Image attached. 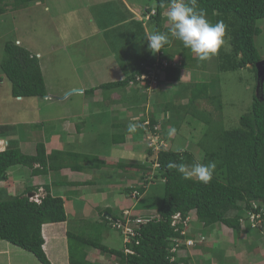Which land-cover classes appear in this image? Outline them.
Returning a JSON list of instances; mask_svg holds the SVG:
<instances>
[{
    "label": "rangeland",
    "instance_id": "374dc122",
    "mask_svg": "<svg viewBox=\"0 0 264 264\" xmlns=\"http://www.w3.org/2000/svg\"><path fill=\"white\" fill-rule=\"evenodd\" d=\"M128 2L138 6L135 13L137 16L130 21L126 20L130 17L125 7V3ZM125 3L122 0H40L21 9H14L9 5L6 12L0 15V127L5 123L11 124L17 140L20 138L19 141L25 142L26 151L35 153L38 142L47 143L51 135L60 132L64 133L62 138L67 144L66 148L77 152L82 147V141L76 144L78 134L69 135V132L81 129V133L86 135L84 138L86 148L90 151L94 148L93 153L110 156L111 160L116 157L125 163H142L141 161H144L148 154L147 149L158 151V148L152 144V140L157 142V136L158 142H163L161 147L193 151L195 159L200 161L204 152L200 142L205 139V132L238 127L241 116L251 110L258 83L255 71L249 67L222 71L218 68L217 58L214 56L209 59L207 70L189 68V77L209 83L210 94L216 96L212 100L197 99L194 104L197 115L193 114L194 108L190 114L184 116L187 113V103L184 100L178 105L171 104L177 116L172 111L164 114V111L160 110L165 108L163 102L165 99L171 101L177 100L179 96L182 97L183 94L179 95L180 85L176 82L162 91L165 97H161L156 86L151 84L145 91L143 90L144 94L140 96V100L133 94L134 92L120 91L124 96L122 101H119L121 98L119 91L112 96L115 101L98 100L94 92L86 93L85 90L101 84V79L113 81L117 67L122 76L137 72L147 55L151 54L145 36L148 33H155L156 23L147 19L145 14L144 21L137 17L140 16L139 10L141 14L144 13L146 5L151 7L156 4V0H125ZM134 8L136 9V6ZM167 14L168 11L166 16ZM166 24H169V21H166ZM258 25L262 32L256 37V45L264 58V18L258 20ZM225 39L227 44L223 48L229 50L231 45L227 37ZM9 41H16L27 47L34 55L41 54L42 57L39 55L38 57L46 79L47 96H51L50 98L30 96L19 100L13 94L12 83L1 67L5 57V45ZM143 85V82H139L140 87ZM183 86L185 85L181 87ZM98 92L102 94L103 91L98 90ZM129 112L131 114L128 117ZM153 113L159 118L158 132H147L137 143L131 144L133 140H129L130 143L122 144L125 150L129 147L131 151L137 153L127 156L122 146L114 145L113 141H118L120 134L123 133L122 130L127 128L125 126L127 121L138 127L141 116L145 115L149 118ZM177 120H181L178 126L173 124ZM1 137L3 136L0 135ZM85 157L84 155L77 158L67 157L71 164H82L84 168L80 171L86 173L79 176L70 175L74 185L60 189L61 192L67 190L66 195L70 197L66 200L69 214L67 227L81 235L101 239L109 247L123 249L124 234L121 229L114 226L116 220H120L123 214L126 216L139 214L145 217L155 215L161 204L163 184L150 177L148 183L143 184L146 192L137 198L132 197L127 191V185L134 183L138 186V183L143 181L137 166L124 168L122 165L107 163L102 167V169L106 167L104 169L106 171L101 173L100 169H97L93 173L89 170V166L94 162ZM61 161L62 158L55 162L59 164ZM15 167L22 170L14 176L19 179L17 180L19 186V182L24 181L26 185L27 182L34 180L35 176L32 177L30 166ZM155 168L158 170V166ZM61 169L69 168L64 165ZM60 172L59 169L49 170L46 177L53 175L65 186L70 185L68 178L62 176ZM81 178L96 179L97 181L94 180L96 185L78 184ZM131 178L134 179L130 181ZM4 182L1 186L6 185ZM60 187L58 185L57 189ZM25 188L26 186L21 188L22 191ZM36 191H39L38 194L41 196L46 194V189L40 185ZM74 191L80 194V199L73 200ZM33 194L37 196V193ZM73 201L76 203L75 207ZM138 202L140 206L135 208L136 205L133 204ZM109 207L117 217L111 218L112 221L103 217L109 213H102V210ZM125 207L132 209L125 212L127 210ZM85 208L86 211H83ZM88 221L97 222L98 227L95 229V226H88ZM243 224L244 227L239 235L227 228L218 231L216 235L221 238L214 249H220V255L218 253V256L213 257V253L208 252L204 253L203 259L206 261L211 259V264H264V238H258L255 229L249 235L246 231L248 224ZM86 226L91 229L85 228ZM54 227L57 228L58 225ZM251 242L255 247L250 248ZM91 250L93 256L88 258L100 264L114 262L110 255L99 252L94 247ZM179 252H181L180 255L178 253L179 256L189 255L192 260L196 262L199 260L196 264H210L197 257L193 250L187 253L184 250ZM34 260L35 264H41L36 256ZM61 261L59 260L58 263L67 264Z\"/></svg>",
    "mask_w": 264,
    "mask_h": 264
},
{
    "label": "trees",
    "instance_id": "16d2710c",
    "mask_svg": "<svg viewBox=\"0 0 264 264\" xmlns=\"http://www.w3.org/2000/svg\"><path fill=\"white\" fill-rule=\"evenodd\" d=\"M37 1L40 0H0V15L6 12L9 5L14 9H21ZM155 5V8L151 6L146 9L145 16L150 15L149 20L156 23L155 32L166 34L169 42L155 55L151 52L137 72L126 75L120 80L104 82L100 86L85 91L93 93L101 89L106 95L114 91L134 92L133 94L139 99L144 94L143 90L149 87L150 82L149 78L142 79L140 76L149 72L148 67H155L154 63L158 62L159 88L161 87L163 91L164 84L167 82H178L181 89L179 95L183 94L178 98L187 103V113L184 116L190 114L194 108L193 114L197 115L195 101L199 98L212 100L216 96L210 94L209 83L190 78L188 72L189 68L207 70L209 60L199 61L196 54L185 48L181 41L171 35L172 25L165 14V10L168 12L170 10V0H156ZM196 6L206 10L207 19L211 23L223 21L227 26L225 38L227 37L231 49L225 50L222 47L219 54L214 56L217 58L218 68L228 71L249 67L258 76L256 63L263 59V56L256 45V37L262 32L258 20L264 18V0H196ZM153 10H155L154 14L151 13ZM166 21H169V24L165 25ZM179 61L181 64H177ZM1 67L12 83V92L16 97L48 95L40 58L27 47L16 41L7 42ZM201 77L199 78L202 79ZM139 82L144 83L143 87L139 86ZM182 85L185 86L181 87ZM163 102L166 109L160 110H163L164 114L172 111L176 115L174 107L169 104L170 101L165 99ZM147 120L148 123L145 124ZM180 121L177 120L173 124L178 126ZM158 123L159 118L156 114L149 115V118L144 115L139 119V126H133V129L136 130L135 134L141 130L144 131L142 133L149 131L156 133ZM12 131H14L12 125H1L0 135L3 137L0 139L7 137ZM126 133H122L119 140L124 141ZM200 145L204 150L200 161L195 159L193 151L162 147L158 151L152 148L147 149L148 154L144 161H141L142 163L134 165L122 163L124 168L137 166L138 170L140 169L143 181L139 182L135 189L139 191V195L146 192L145 185L150 177L161 181L164 191L162 190L160 206L155 215L136 227L137 234L131 242L124 240L123 249L109 247L101 239L81 235L69 228L67 230L69 263L100 264L88 258L92 255L91 248L94 247L99 252L110 255L114 260L112 264H181L182 262L190 264L191 259L188 256H179L176 260H171L172 256H177L179 250L186 248L185 242L182 241L186 237H193L198 244L200 237L204 236L205 239L201 242L198 252L213 253V257L218 256V253L220 255L221 252L220 249H214L216 243L209 240L208 236L213 230L222 231L227 228L239 235L244 227L243 223H246L248 230L255 229L260 238L264 237V207L262 206L264 205V97L254 96L251 110L240 118V126L205 132V139L200 142ZM79 155L76 152L61 149L48 154L44 141L37 143L35 153L23 152L12 141L8 142L5 149L0 150V239L33 253L41 264H53L43 247L45 243L43 226L46 223L68 220L65 198L54 195L48 184L45 187L46 194L39 201L29 196L30 192L37 190L35 186H28L23 195H10L6 187L1 185L8 178L9 171L19 165L30 166L34 176L46 173L50 169L60 170L64 165L78 171L83 170L82 164L74 165L67 160V157L77 158ZM92 157L93 165L101 168V163L104 161L98 157ZM61 158L62 161L56 164L55 161ZM170 162L187 166L197 162L204 164L215 162L216 169L211 182L204 184L196 179H184L175 168L168 167ZM156 164H158V170L155 168ZM94 180L96 179L78 181V184L95 185ZM254 203H257L259 207L255 208ZM250 211L262 214L261 221L256 227L250 220ZM105 212L110 215L109 217L103 215L104 219L112 221L111 218H117L111 212V207L102 210V213ZM178 214L181 215L182 222L174 225L175 216ZM133 217L137 216L133 215ZM188 217L190 218L185 224L184 220ZM88 223V226H95V229L98 227L97 222L88 221ZM196 224H202L200 234L195 233ZM88 226L85 228L89 229ZM184 229L187 230L186 234L183 233ZM203 233H206V236ZM174 238L182 239L176 252L171 251L175 243ZM249 245L250 248L255 247L252 242ZM125 248L133 252H126ZM256 248L258 249L257 245ZM206 262L210 263L211 259Z\"/></svg>",
    "mask_w": 264,
    "mask_h": 264
},
{
    "label": "crops",
    "instance_id": "0c3cea01",
    "mask_svg": "<svg viewBox=\"0 0 264 264\" xmlns=\"http://www.w3.org/2000/svg\"><path fill=\"white\" fill-rule=\"evenodd\" d=\"M123 1V3H125V0H122ZM136 6V9L134 8ZM150 5H146V9L149 7ZM154 7L153 8H155L156 7V5H153ZM125 7H126V11H127V13L130 15V17L128 18V19H126V20H132V18L133 17H135V16H137L135 13L137 12L136 10L138 9V6L136 5V4H130L129 2H128V4H126L125 3ZM128 9H129V11H128ZM144 11V13H140L141 11L139 10L138 12H139V17H137V19H141L142 21H144L143 20V16H144V14H145V10H143ZM121 17L123 18V15H121ZM119 17H117V19H118ZM146 18L148 19V15L146 16ZM125 20V21H126ZM147 31H149L148 29H146ZM38 55L40 56V57H42L41 56V54L40 53H38ZM147 56H150V54L149 55H147ZM144 63V62H143ZM42 66V65H41ZM115 76H114V78L112 79L113 81L115 80V79H123L124 77H126V76H122L121 75V71L119 70V68L117 67V70L115 71ZM102 81H100L101 82V84L102 83H104V82H109V81H105V79H101ZM176 83H178V82H176ZM171 84H173V82H167L166 83V86L164 87V89L163 90H166L167 88H168V86H171ZM97 86H100V84L99 85H96L95 87H97ZM156 88H157V90L158 89H160L159 88V86H156ZM98 90H101V89H97L95 92H94V94H96L95 96H96V98L98 99V100H102V99H105V100H109V101H115V99H113V94L114 93H116L117 91H114L113 93H111V94H108V95H106V94H104L103 92H102V94H103V98H102V94H100L99 92H98ZM168 90H170V89H168ZM82 91H84V90H81V92ZM160 94H161V97H164L165 95H164V93L162 92V90L160 89L159 91H158ZM119 94H121V98L119 99V101H122V100H124L123 99V95H122V93H120V91H119ZM47 98H50L51 96H46ZM160 97V98H161ZM18 99L19 100H22V97H18ZM177 100H171L170 101V103L169 104H172V105H178V103L180 104L181 102V100L182 99H179V98H176ZM145 100H148V98H145ZM144 100V101H145ZM132 108V107H131ZM130 108V109H131ZM135 111H136V109H134ZM127 111V110H126ZM126 111H124V112H126ZM130 112L128 113V117L130 116ZM5 124H8V123H5ZM159 124V123H158ZM9 125H11V124H9ZM125 126H128L127 128H125V129H123L122 130V132L123 133H125V132H127L126 133V135H125V138H124V141H122V140H114L113 142H114V145H117V146H122V144H126V143H130V142H128L129 140H133L132 142H131V144H133V142H138V141H141V139L143 138V136H144V134H146L147 132H145V133H142V132H144V131H138L139 133L138 134H135V132H136V130H134L133 129V125H131V124H129V122L127 121V123H125ZM76 128V127H75ZM128 128H129V130H128ZM74 133H76V134H78V136L76 137L77 138V143L76 144H80V142H81V145H82V147H81V149H79L77 152L76 151H74V150H70V148H66V146H67V144H66V142H64L63 141V138H62V135L64 134V133H60V132H58V133H54L53 134V136L51 135L50 136V139H49V141L46 143V147H47V153L48 154H50L51 153V151L52 150H68V151H72V152H76V153H78V154H80V155H84V156H86L85 158H91V160H92V163L94 162L93 161V157L92 156H95V157H98V158H100V160H102V161H104V163H101V168H98V167H96V166H94L93 164H92V166H89V170H91V172H95L97 169H100V171H101V173H102V171L104 172V171H106V170H104L106 167H104L103 169H102V167L105 165L106 166V164L107 163H110V164H112V165H121L122 163H125V162H123L122 160H120L119 158H113L114 160H111V159H109V158H111L110 156H106V155H98V154H95V153H93L92 151H94V148H92V151H90L88 148H86V144H85V142H84V138H85V134H82L81 133V129L80 130H71L70 132H69V135L70 134H74ZM122 134V133H121ZM120 134V135H121ZM16 133L14 132V131H12L10 134H8V136L7 137H5V138H3V139H6L8 142L9 141H12L14 144H16L17 146H19L21 149H22V151L23 152H25V153H30L29 151H26V149L24 148V145H25V142L24 141H19V139L20 138H18V140H17V138H16ZM72 136V135H71ZM163 138L166 140V137H164L163 136ZM50 142V143H49ZM50 144H51V147H50ZM69 144H70V142H69ZM123 147V146H122ZM71 149H73V148H71ZM99 151H100V149H98ZM123 150H124V152L125 153H127V156H129V155H131V154H133V153H137V151H131L130 149H129V147L128 148H126V150H125V148L123 147ZM79 155V156H80ZM90 156V157H89ZM147 156V155H146ZM146 156H145V158H146ZM116 159V160H115ZM118 159V160H117ZM126 164H130L131 165V163H126ZM133 164H137L136 162L135 163H133ZM88 166V165H87ZM69 169H66V170H62V169H60V173H61V175L62 176H64V177H67L68 178V180H69V184L70 185H64L63 183L61 184V183H59L60 182V180L59 179H56V178H54L53 177V175H51V176H48V178L46 177L47 176V172L46 173H41V174H38L37 176H35L34 177V180L33 181H29V182H27V184L26 185H24V181H22V182H19L20 183V186L18 185V181L17 180H19V179H17V178H15L14 176H17L19 173H21V168H17V167H14L12 170H10L9 171V175H8V178L5 180V182H4V184H6V185H8V186H4V187H6V189H7V192L10 194V195H18V194H21V195H23V194H25L26 192H25V190L27 189V187L28 186H35V187H37V189H38V187H39V185H40V187H44V189H46L45 187H46V185L48 184V185H50V188H51V186H52V188H51V192L54 194V195H61L62 197H64L65 198V201L68 199V198H70V197H68L66 194H67V190H64L63 192H61V188L62 187H69V186H71L72 184H73V182L71 181V180H73L72 178H70V175L71 176H79V175H83L85 172H83V171H78V170H76V169H73V168H70V166L68 167ZM50 170H52V169H50ZM88 170V171H89ZM86 174V173H85ZM49 175V174H48ZM102 176L104 175V173L103 174H101ZM34 175H32V177H33ZM32 177H31V179H32ZM50 177V178H49ZM81 177H84V176H81ZM48 179V180H47ZM93 179V178H92ZM134 178H131L130 179V181H132ZM83 180H90V179H86V178H81L80 179V181H83ZM99 180H103V179H99ZM71 182V183H70ZM37 183V185H34V184H36ZM58 185H60L61 187L59 188V189H57V187H58ZM74 185V184H73ZM81 185H90V184H81ZM96 185V184H95ZM24 186H26V188L22 191V189L21 188H24ZM91 186H94V185H91ZM21 187V188H20ZM127 189H130V188H132L130 191H128V192H130L129 194L130 195H132V191L133 190H135L136 189V186H135V184L134 183H129L128 185H127V187H126ZM57 189V190H56ZM17 192H16V191ZM56 191H58L57 193H56ZM35 192V191H34ZM73 193V192H72ZM141 195H143V193L141 194ZM74 196V197H73ZM73 200H77V199H80V194L79 193H76L75 191H74V193H73ZM133 197V196H132ZM139 203L140 202H138L137 204H133V206L134 205H136L135 206V208H138L140 205H139ZM65 204H66V202H65ZM76 206V203L73 201V207H75ZM87 206H88V204H87ZM84 207V206H83ZM125 208H127V207H125ZM66 209H67V207H66ZM83 210V209H82ZM82 210H81V212H82ZM83 211H86V208H85V210H83ZM67 212H68V209H67ZM69 215V214H68ZM68 218H69V216H68ZM67 223H68V220L67 221H64V222H59V223H47V224H45L44 226H43V235H44V239H45V243H44V249H45V251H46V253H47V255H48V257L50 258V260L52 261V260H54L55 261V263H54V261H52V263L53 264H56V262H57V264H59L58 263V261L60 260H62L61 262H64V263H66L67 262V264H70L69 263V251H68V242H67V230L69 229V226L67 227ZM58 225V227L56 228V227H54V226H57ZM202 224H196V226H201ZM244 225V224H243ZM47 226H50L49 228H45V227H47ZM46 229V230H45ZM201 227H196V230H195V233H197V234H200L201 232ZM214 231V232H213ZM212 232L213 233H211L208 237H210V241L211 242H214V243H217L219 240H220V238L221 237H219L218 235H216V233L218 232V231H216V230H213ZM248 233H249V235L250 234H252V232H253V230L252 229H247L246 230ZM205 236H206V233H203ZM214 235V236H213ZM216 235V236H215ZM258 238H260L259 236H257ZM261 238H264L263 236L261 237ZM47 242H48V244H47ZM202 245V243H198L196 246H187L186 245V248L184 249V252H189V251H195L196 252V254H197V257H201L200 259H202L203 260V258H205V257H203L204 256V254H200L199 252H198V250L200 249L199 247ZM52 255V256H51ZM186 256H188V257H190L189 255H186ZM185 256V257H186ZM34 257V258H33ZM35 256H34V254H32L31 252H28L27 250H24V249H22L21 247H18V246H16V245H14L13 243H11V242H9V241H7V240H4V239H0V264H35ZM190 259H191V257H190ZM197 260V259H196ZM199 261V260H198ZM196 262L195 260H192L191 259V261H190V264H196V263H199V262Z\"/></svg>",
    "mask_w": 264,
    "mask_h": 264
},
{
    "label": "clouds",
    "instance_id": "9594fccd",
    "mask_svg": "<svg viewBox=\"0 0 264 264\" xmlns=\"http://www.w3.org/2000/svg\"><path fill=\"white\" fill-rule=\"evenodd\" d=\"M170 2H171V7L167 15L172 25L171 35L177 40L181 41L185 48L190 49L192 53L196 54V57L199 61H207L211 57L218 55L221 48L223 46H226L227 44V41L225 39L227 26L225 25V23L223 21H218L215 24L211 23L207 19L206 10L203 8H197L196 0H170ZM165 14H166V10H165ZM149 18L150 15L148 19ZM145 39L148 41V49L152 52L153 55H155L161 49H163L164 46L169 42V37L166 34H162L159 32L148 33L146 34ZM164 62H166V60H164ZM154 64L155 67H151V66L148 67L150 70L149 72L143 73L144 75H147L143 79L146 78L150 79L149 86L150 84L158 86L157 74L160 71V67H158V62ZM177 64L180 63L177 62ZM250 66L254 67L252 65ZM256 95H257V89H256ZM156 139L158 142L159 138L157 136ZM6 147L7 145L5 146V148ZM0 150L3 149L0 148ZM156 166H158V164H156ZM168 167L170 169L175 168L182 175L184 179H196L204 184H209L213 178V173L216 169V163L209 162L207 164H204L197 162L191 166H187L185 164L177 165L175 163L170 162L168 164ZM134 191L135 190L132 191V196ZM30 193L31 195L29 196L33 197L35 200L37 199L38 201L41 200L40 198L42 196L38 194L39 191L38 192L33 191ZM33 193H37V196H35ZM137 196L139 197V194ZM137 196L135 198H137ZM147 218L149 220V217ZM189 218L190 217H188V219ZM188 238H193V237H186L184 240L182 239L180 240L185 242L186 239ZM201 242L203 241H199V243ZM195 245H197V242L192 246ZM180 253L181 252H179V255ZM179 255L177 254L176 257L178 258Z\"/></svg>",
    "mask_w": 264,
    "mask_h": 264
},
{
    "label": "built area",
    "instance_id": "2783aa9c",
    "mask_svg": "<svg viewBox=\"0 0 264 264\" xmlns=\"http://www.w3.org/2000/svg\"><path fill=\"white\" fill-rule=\"evenodd\" d=\"M151 13L154 14L155 10H153ZM148 17H149V15H148ZM165 64H167V62H165ZM146 76L147 75L143 74V75H141V78L143 79ZM146 123H148V121H146ZM7 144H8V142L5 139L0 140V148L1 149H4ZM152 144H153V146H155L159 150L160 147L163 145V142L161 141L160 143H158L155 140H152ZM138 194H139V192L137 190H135L133 192V196L134 197H136ZM254 207L258 208L259 206H258L257 203H254ZM125 212H129V209H127ZM249 215H250V220L252 221V225L254 227H256L261 221L262 214L259 213V212L250 211ZM124 216H125V218H122L120 220H116L114 226L119 228V229H121L123 231L125 242H131L133 240V237L136 236V234H137L136 227H139V225L141 223L146 222L148 220V218L144 217V216H137V217L128 216V215L126 216L125 214H124ZM187 220H188V218L186 220H184L185 224H187ZM180 221H181V215L178 214V215L175 216L174 225L176 223H179ZM186 232H187V230L184 229L183 233L186 234ZM204 239H205L204 236H201L199 240L203 241ZM173 241L175 243H174L173 247L171 248V251L176 252L179 249L180 245H181V241L178 238H175ZM185 243L188 246H192V245H194L196 243V240L193 239V238H188V239H186ZM125 250H126V252H133L129 248H125ZM179 251H178V253H179ZM176 258H177L176 255L172 256L171 260L172 261L176 260Z\"/></svg>",
    "mask_w": 264,
    "mask_h": 264
},
{
    "label": "water",
    "instance_id": "95a60500",
    "mask_svg": "<svg viewBox=\"0 0 264 264\" xmlns=\"http://www.w3.org/2000/svg\"><path fill=\"white\" fill-rule=\"evenodd\" d=\"M257 71H258V83H257V97H264V59H261L256 63ZM31 195V193L29 194ZM108 216L110 214H107Z\"/></svg>",
    "mask_w": 264,
    "mask_h": 264
}]
</instances>
